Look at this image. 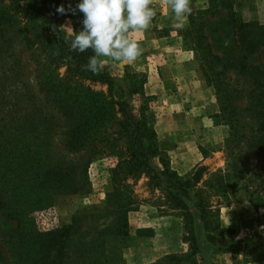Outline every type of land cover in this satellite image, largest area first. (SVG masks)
<instances>
[{
    "label": "rangeland",
    "instance_id": "374dc122",
    "mask_svg": "<svg viewBox=\"0 0 264 264\" xmlns=\"http://www.w3.org/2000/svg\"><path fill=\"white\" fill-rule=\"evenodd\" d=\"M65 1L73 7L79 2ZM216 4L225 27L219 34L215 17L210 26L199 19L209 0H192L183 29L175 27L163 0H154L151 27L129 34L143 54L132 64L106 61L115 78L110 94L105 85L91 88L107 102L122 100L126 74L144 79L145 93L155 96L158 145L179 175L205 166L203 182L226 172L229 158L244 166L229 177L227 198L220 199L221 232L214 241L192 211L195 264H264V146L244 144L259 136L257 94L264 92V79L256 73L264 70V0ZM78 14L59 20L60 27L74 29ZM31 28L20 0H0V264H194L182 241V218L159 206L158 191L149 193L144 177L132 189L145 200L125 213L124 231H117L115 207L102 209L111 190L106 157L88 152L96 127L77 134L76 123L69 124L48 98L42 86L47 79L37 77V52L26 40ZM201 34L208 48L200 45ZM231 133L245 139L228 149ZM70 137L81 144L70 149Z\"/></svg>",
    "mask_w": 264,
    "mask_h": 264
},
{
    "label": "trees",
    "instance_id": "16d2710c",
    "mask_svg": "<svg viewBox=\"0 0 264 264\" xmlns=\"http://www.w3.org/2000/svg\"><path fill=\"white\" fill-rule=\"evenodd\" d=\"M218 0H209V7L199 10V19L203 20L204 26H210L211 18L219 24L221 30L215 26V34L225 31L222 26L223 17L219 12L221 4ZM215 2V5L213 4ZM21 11L26 13L28 24H32V38H27L30 45L34 47L36 69H39L38 78L45 80L42 86L47 90L48 98L52 100L61 111L64 118L76 123V132L86 136V133L94 126L96 130L87 144L89 156L99 155L106 157L111 190L106 193L103 210L115 207L118 215L117 220L119 232L125 228V213L133 210L134 205L145 199H137L133 192V185L144 177L145 187L149 193L158 191L160 205L165 211L178 212L182 218V241L188 243L189 255L195 264L197 260L196 238L193 228V213L202 223L207 237L214 241L215 235L221 232L219 222L220 199L227 198L231 187L229 177L234 175L235 170H240L243 165L237 166L232 158H229V169L226 172H218L203 182L205 166L195 169L191 176H181L170 166L169 159L157 141V135L153 127L152 106L155 96L147 95L143 89L144 79L136 80L134 74L125 75L129 83L126 97L122 100H109L99 98V92L94 91L91 86L99 84L108 87L110 94L115 78L110 74L107 67L100 75H93L90 71L82 70V66L88 63L93 55L91 50L85 53L70 51L69 44L63 39L65 33L60 30L59 20L69 15H60L55 9L63 4L65 0H20ZM83 14L79 12L75 18L77 23L75 31L82 28ZM190 22L195 24L193 16ZM199 25L201 23H198ZM56 26L57 31L53 30ZM202 27V26H201ZM203 29V28H202ZM202 31V30H200ZM200 45L205 37L199 35ZM250 51H253L252 45ZM64 67L63 74L56 71ZM255 74V73H254ZM260 79H264V70L256 73ZM54 81V82H53ZM258 105L261 108L257 120L258 135L247 138L244 144L249 146H264V92L257 94ZM100 102L101 106L97 103ZM228 104L222 107L226 111ZM105 109V110H103ZM94 121V122H93ZM92 123V124H91ZM82 128L84 134L80 133ZM74 131V129L72 130ZM238 142L245 137L231 133L227 139V148L233 147L234 140ZM79 138L70 137L67 146L74 149L81 142ZM232 151L230 155H232ZM231 157V156H230ZM244 167V166H243ZM229 171V172H228ZM240 173L242 171H239ZM131 181V183H129ZM199 183H201L199 185ZM216 197V200L213 199ZM11 216V215H10ZM8 215L7 218H10ZM73 226L64 227L67 232Z\"/></svg>",
    "mask_w": 264,
    "mask_h": 264
},
{
    "label": "clouds",
    "instance_id": "9594fccd",
    "mask_svg": "<svg viewBox=\"0 0 264 264\" xmlns=\"http://www.w3.org/2000/svg\"><path fill=\"white\" fill-rule=\"evenodd\" d=\"M170 10L177 29L188 24L192 14V0H163ZM154 0H79L73 7L59 5L55 12L60 15H75L77 10L83 14L82 28L75 31L70 25H61L58 31L67 26L63 39L70 51L93 55L82 70L93 75L104 72L106 61L134 63L142 54L141 44L130 38V33L147 31L156 15ZM53 30L57 31L56 26Z\"/></svg>",
    "mask_w": 264,
    "mask_h": 264
}]
</instances>
